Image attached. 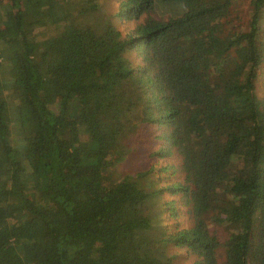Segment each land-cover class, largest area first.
<instances>
[{
  "label": "trees",
  "instance_id": "16d2710c",
  "mask_svg": "<svg viewBox=\"0 0 264 264\" xmlns=\"http://www.w3.org/2000/svg\"><path fill=\"white\" fill-rule=\"evenodd\" d=\"M77 1L0 0V264H264V0Z\"/></svg>",
  "mask_w": 264,
  "mask_h": 264
},
{
  "label": "rangeland",
  "instance_id": "374dc122",
  "mask_svg": "<svg viewBox=\"0 0 264 264\" xmlns=\"http://www.w3.org/2000/svg\"><path fill=\"white\" fill-rule=\"evenodd\" d=\"M85 0H78V4L82 3ZM154 1V9L155 15H161L164 17H177L179 16L182 12H183V7L181 4L179 3H174L171 0H162V2H160V0H153ZM104 8L105 11L100 12L99 14H96L93 19L95 20H100L102 18V15H106L105 13H111L114 11L117 2H109L108 0H104L100 2ZM77 4V5H78ZM249 0H239L236 4H235V8L233 11V19L235 18H242V22L245 25L247 19H248V14H249ZM112 9V10H111ZM4 13H8L7 10H5ZM122 22V21H121ZM119 23L118 26L119 28L123 31V33H127L129 31L132 30V28L134 27V24L131 23ZM235 23V20H234ZM1 71H6V69H2ZM258 96L260 98L264 97V73L261 74L259 82H258ZM11 135L12 137L16 140L17 136H19L17 128L12 126L11 127ZM150 135V134H149ZM132 137L130 139H127V141L122 143V146L127 147L128 153L130 156L124 160L121 161L118 165L115 166L114 170H113V175L115 176L116 179H119L120 177H130L133 176L134 173H136L137 171H141L143 168H145L146 166V159L142 157V151L143 149L141 148V146L143 147L145 145V143H141L140 145H137V143H135L136 140L141 141L140 139L143 137V134H139L136 136L131 135ZM14 140V143L17 144V141ZM19 146V145H18ZM139 146V147H137ZM84 148H87V146H84ZM138 148V150H141L139 155L135 156V149ZM131 150H132V154H131ZM135 157H139V158H135ZM142 157V158H141ZM148 162V161H147ZM162 165L163 164H176V158L174 155L170 156L169 158H167L165 160V162L161 161L160 162ZM166 177H164V181L160 184V186L162 185H170L174 182H177L178 180H180V176L178 174H176V170L174 171V174H172V170L169 171V173H167L165 175ZM168 201L173 200V206L176 211L182 212V213H178L179 215V221L180 223H182L183 225H185L188 221V215H187V208L183 207L182 205V198L181 196L176 197L174 199H172L173 197H167ZM161 202V200H160ZM169 207V206H168ZM167 207V208H168ZM168 213V212H167ZM169 223L171 224L172 222L169 221ZM191 261V259L186 260V263L189 264V262ZM176 264H185L184 262H182L181 260L176 262Z\"/></svg>",
  "mask_w": 264,
  "mask_h": 264
},
{
  "label": "crops",
  "instance_id": "0c3cea01",
  "mask_svg": "<svg viewBox=\"0 0 264 264\" xmlns=\"http://www.w3.org/2000/svg\"><path fill=\"white\" fill-rule=\"evenodd\" d=\"M160 2H162V0H160ZM155 4V3H154Z\"/></svg>",
  "mask_w": 264,
  "mask_h": 264
}]
</instances>
